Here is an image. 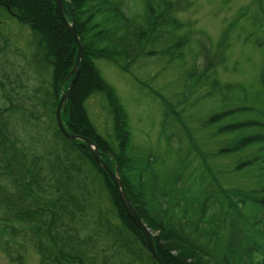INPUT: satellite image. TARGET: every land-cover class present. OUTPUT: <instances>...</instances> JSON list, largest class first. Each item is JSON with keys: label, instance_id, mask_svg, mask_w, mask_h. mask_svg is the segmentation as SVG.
I'll return each mask as SVG.
<instances>
[{"label": "trees", "instance_id": "16d2710c", "mask_svg": "<svg viewBox=\"0 0 264 264\" xmlns=\"http://www.w3.org/2000/svg\"><path fill=\"white\" fill-rule=\"evenodd\" d=\"M161 2L158 10L147 0L144 20L127 12V0H63L82 58L61 110L62 123L70 134L98 145L106 164L118 170L166 264H264V96L257 106L209 114L198 130L188 125V144L173 132L175 146L168 141L160 154L133 144L128 115L93 63L105 58L128 70L142 56L159 54L147 46L155 45L162 25L181 28L174 12L191 4ZM0 7L30 31L28 50L0 34L3 250L20 263L22 250L30 247L39 264H159L86 143L66 137L56 123L55 108L73 77L67 75L77 50L55 1L0 0ZM227 36L225 31L223 41ZM185 40L163 52L176 54ZM205 61L194 65V81L196 72L209 69ZM223 87L230 90L232 84ZM98 93L112 107L111 135L96 128L86 109L87 99ZM239 111H254L257 117L235 119ZM181 112L179 104L165 101L164 131L173 129ZM199 130L206 133L197 137L202 145L195 143ZM235 176L239 179L231 182Z\"/></svg>", "mask_w": 264, "mask_h": 264}, {"label": "rangeland", "instance_id": "374dc122", "mask_svg": "<svg viewBox=\"0 0 264 264\" xmlns=\"http://www.w3.org/2000/svg\"><path fill=\"white\" fill-rule=\"evenodd\" d=\"M161 1L153 0L158 10L162 8ZM184 1L191 4L174 12L184 25L181 28L162 25L155 45L147 46L148 49L157 48L161 51L159 54L142 56L128 70L105 58L93 60L115 89L128 115L133 144L160 154H165L168 141L175 146L173 132L175 137L176 132L181 134L184 143L188 144L185 135L188 125L198 130L199 126L205 125H199V122L206 120L209 114L237 106H257L261 104L259 97L264 96V0ZM146 6L147 0H127L126 3L127 12L138 19L145 18ZM225 31L228 36L223 41ZM0 34L6 36L12 46L29 49L28 25L20 23L3 7H0ZM182 37L186 40L181 48L177 47L176 54L164 53ZM206 58L209 69L196 72L194 81L190 76L195 70L194 65L201 66ZM226 84H232V88L225 89ZM209 91L212 94H208ZM165 101L179 104L182 112L181 120L178 123L175 120L173 129L168 127L164 131ZM85 105L96 128L111 135L112 107L105 97L94 94ZM255 116L254 111H239L234 118ZM203 134L197 131L196 144L204 143V140L197 139L200 135L205 137ZM176 143H180L179 140ZM167 156L172 165L174 154ZM221 160L228 161L229 158ZM238 179V176L232 177L231 182ZM2 233L0 227V264H39V256L30 247L22 250V263L13 262L2 248Z\"/></svg>", "mask_w": 264, "mask_h": 264}, {"label": "water", "instance_id": "95a60500", "mask_svg": "<svg viewBox=\"0 0 264 264\" xmlns=\"http://www.w3.org/2000/svg\"><path fill=\"white\" fill-rule=\"evenodd\" d=\"M55 4H56V8L57 11L61 17V19L63 20V22L65 23L72 39L73 42L76 46V57H75V61L73 63V66L71 68V70L69 71L67 77L69 75L73 74V77L71 78L68 87L66 90H64L63 88L61 89L62 93L60 95V98L58 99L56 108H55V120L56 123L59 127V129L61 130V132L68 138H76V139H80L82 140L84 143H86L88 150L90 151L91 155L96 159V161H98V164L102 167V169H104V171L108 174L110 180L112 181L118 195L119 198L124 206V209L128 215V217L132 220V222L136 225V227L140 230V232L143 234L144 239L148 245V248L151 252V255L153 257V259L158 262L159 264H166L162 258L158 255L157 251H156V247L154 244V237L152 234V231L150 230V228H148V226L146 225V223L140 218L139 214L137 213V211L134 209V207L132 206V203L130 202L126 191L124 189V186L121 182L118 170L113 171L111 170V168L106 164V162L103 160L102 158V153L100 152V149L98 147V145H96L92 140L80 136V135H72L69 132L66 131L63 123H62V119H61V110L62 107L65 103V100L67 99V97L69 96L73 83L76 79L78 70H79V62L82 58V45L80 43L79 37L77 35L76 29L74 27V24L72 22H70L67 17L65 16V7L63 5V0H54Z\"/></svg>", "mask_w": 264, "mask_h": 264}]
</instances>
